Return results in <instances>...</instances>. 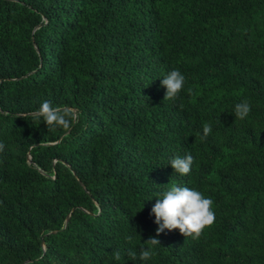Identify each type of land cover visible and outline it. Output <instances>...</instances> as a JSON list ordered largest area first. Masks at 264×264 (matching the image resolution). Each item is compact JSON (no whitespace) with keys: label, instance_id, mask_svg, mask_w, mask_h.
<instances>
[{"label":"trees","instance_id":"trees-1","mask_svg":"<svg viewBox=\"0 0 264 264\" xmlns=\"http://www.w3.org/2000/svg\"><path fill=\"white\" fill-rule=\"evenodd\" d=\"M45 100L78 121L49 130ZM0 142V264H264V0H0ZM173 185L214 202L198 240L156 236Z\"/></svg>","mask_w":264,"mask_h":264},{"label":"clouds","instance_id":"clouds-1","mask_svg":"<svg viewBox=\"0 0 264 264\" xmlns=\"http://www.w3.org/2000/svg\"><path fill=\"white\" fill-rule=\"evenodd\" d=\"M185 76L179 70H172L165 75L161 84L166 88L164 100L175 101L184 88ZM191 92V89L188 90ZM251 111V104L248 100H242L237 103L234 108V115L236 119H246ZM36 116L42 118L47 128H63L69 130L77 121L78 113L70 108L61 109L58 106H53L51 101H43ZM212 132V125L208 122L203 124V137ZM6 148L5 143L0 142V153L4 152ZM171 167L176 173L180 175H190L192 166L194 164V157L189 153L184 157L174 156L170 161ZM212 199L206 197L202 192L189 187L171 186L162 194V198H157L156 203L152 207V214L155 216V223L158 225L156 229V236H159L165 230L169 232L178 229L184 237H191L198 240L206 228L214 225L216 215L213 210ZM132 236H127L126 240L131 242ZM148 247L136 250L129 249L128 257L135 261L147 262L154 255V246L160 245L159 239L156 237H149L144 242ZM113 258L116 261L122 259L121 253L117 250L113 253Z\"/></svg>","mask_w":264,"mask_h":264},{"label":"water","instance_id":"water-1","mask_svg":"<svg viewBox=\"0 0 264 264\" xmlns=\"http://www.w3.org/2000/svg\"><path fill=\"white\" fill-rule=\"evenodd\" d=\"M30 158L28 157V160H29ZM69 217H70V215H68V217H67V219H66V224H67V221H68V219H69ZM43 249H44V251H45V246L43 245Z\"/></svg>","mask_w":264,"mask_h":264}]
</instances>
